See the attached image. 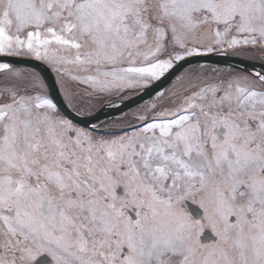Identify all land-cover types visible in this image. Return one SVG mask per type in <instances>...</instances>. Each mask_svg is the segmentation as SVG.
Returning a JSON list of instances; mask_svg holds the SVG:
<instances>
[{"label": "snow or ice", "instance_id": "6c2138e0", "mask_svg": "<svg viewBox=\"0 0 264 264\" xmlns=\"http://www.w3.org/2000/svg\"><path fill=\"white\" fill-rule=\"evenodd\" d=\"M0 264H264V0H0Z\"/></svg>", "mask_w": 264, "mask_h": 264}, {"label": "water", "instance_id": "95a60500", "mask_svg": "<svg viewBox=\"0 0 264 264\" xmlns=\"http://www.w3.org/2000/svg\"><path fill=\"white\" fill-rule=\"evenodd\" d=\"M49 79L51 80V77ZM164 83H166V81ZM161 86H164V84L162 83ZM147 98H148L147 96H144V99H147Z\"/></svg>", "mask_w": 264, "mask_h": 264}]
</instances>
